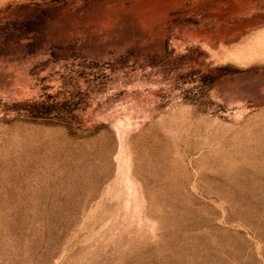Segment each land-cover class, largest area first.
I'll return each instance as SVG.
<instances>
[{
  "label": "rangeland",
  "instance_id": "374dc122",
  "mask_svg": "<svg viewBox=\"0 0 264 264\" xmlns=\"http://www.w3.org/2000/svg\"><path fill=\"white\" fill-rule=\"evenodd\" d=\"M0 264H264V0H0Z\"/></svg>",
  "mask_w": 264,
  "mask_h": 264
},
{
  "label": "bare ground",
  "instance_id": "6f19581e",
  "mask_svg": "<svg viewBox=\"0 0 264 264\" xmlns=\"http://www.w3.org/2000/svg\"><path fill=\"white\" fill-rule=\"evenodd\" d=\"M263 38V37H262Z\"/></svg>",
  "mask_w": 264,
  "mask_h": 264
}]
</instances>
